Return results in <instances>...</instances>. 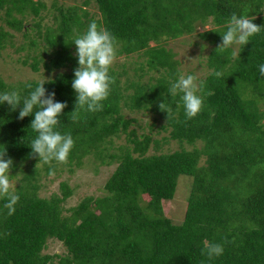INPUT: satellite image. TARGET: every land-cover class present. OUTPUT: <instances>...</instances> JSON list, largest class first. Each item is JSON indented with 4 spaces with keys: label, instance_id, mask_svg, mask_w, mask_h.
Listing matches in <instances>:
<instances>
[{
    "label": "trees",
    "instance_id": "trees-1",
    "mask_svg": "<svg viewBox=\"0 0 264 264\" xmlns=\"http://www.w3.org/2000/svg\"><path fill=\"white\" fill-rule=\"evenodd\" d=\"M95 3L99 18L85 7L88 1L84 6L60 7L56 26L47 27L45 35L39 32L47 45H43L42 60L35 55L31 66L36 71L41 64L48 71L61 70L45 87L55 91L57 101L67 102L59 126L75 140L67 163L81 166L86 157L94 155L117 166L103 195L86 196L69 209L70 215L65 214L64 204L73 195L68 182L61 183L60 194L40 195L37 164L42 161L31 154L28 145L36 135L30 127L33 115L19 119V108L12 111L6 102L0 105V144L5 145L6 158L13 159L10 170H17L23 162L32 164L13 189L20 200L12 215L5 207L6 198L0 197V264H264V77L258 71L264 63V27L240 46L236 56L233 48L219 47V32L226 30L234 12L254 15L253 22L264 25V0ZM45 7L41 0H0L9 26L28 38L36 53L40 41L29 36L26 20L41 17ZM92 20L115 34L118 56L137 54L139 60L134 62L138 64L134 75L126 64L122 69L112 65L115 83L103 110H80L73 120L71 81L78 64L71 41ZM208 24L215 26L199 33L215 44L208 57L211 72L202 78L204 106L188 119L179 95L167 93L181 72L180 61L167 43ZM10 37L0 27V50ZM24 63L29 64L28 60ZM24 83L15 86L0 76V91L23 88ZM166 98L169 116L160 107ZM126 109L159 113L166 120L165 128H170V137L193 147L148 154L155 140L151 134H138L133 128L137 120L127 116ZM124 135L126 143L109 152L114 139ZM56 167L45 164L49 173ZM183 174L193 177V186L184 219L175 223L165 213L164 201L175 197ZM50 239L61 241L66 254L45 252ZM206 242L221 243L223 254L209 258Z\"/></svg>",
    "mask_w": 264,
    "mask_h": 264
},
{
    "label": "clouds",
    "instance_id": "clouds-1",
    "mask_svg": "<svg viewBox=\"0 0 264 264\" xmlns=\"http://www.w3.org/2000/svg\"><path fill=\"white\" fill-rule=\"evenodd\" d=\"M254 15L233 13L227 21L226 30L219 32L222 35V43L219 47L232 48L234 45H246L255 34L261 31L264 25L253 22ZM76 46L78 66L74 69L71 87L75 93V108L71 112V119L76 120L79 111H102L104 101L111 94L115 77L111 74V66L117 56V38L107 27L101 26L96 20H92L85 32L77 34L71 41ZM259 75L264 77V63L258 65ZM219 77L220 72H215ZM45 77V75H44ZM54 82L53 77H45L33 84L26 82L23 88H12L0 91V105L5 102L10 110L19 108L18 118L33 115L30 127L36 135L28 142L31 154L38 157V161L49 164L52 161L67 163L75 140L71 132H62L59 129L61 117L67 107L66 101H57L55 91L49 92L45 83ZM204 81L197 75L179 72L177 77L170 82L167 93L170 97L179 95L186 118L195 117L203 108ZM28 90L24 94V90ZM208 95L211 94L209 91ZM167 98L161 102L160 107L170 113L165 106ZM0 148V197L6 198L5 207L8 215L15 212V205L20 200V195L13 190L10 180V169L13 167V159L6 158L4 144ZM54 174V169L50 171ZM206 255L209 258L219 257L224 252V247L218 242H206L204 244Z\"/></svg>",
    "mask_w": 264,
    "mask_h": 264
},
{
    "label": "rangeland",
    "instance_id": "rangeland-1",
    "mask_svg": "<svg viewBox=\"0 0 264 264\" xmlns=\"http://www.w3.org/2000/svg\"><path fill=\"white\" fill-rule=\"evenodd\" d=\"M46 7L42 10V16L34 18L33 16L27 17L26 22L30 30L29 36L40 41L37 53L34 49H30V40L26 38L21 32L16 31L8 24V16L6 8L0 11V27H3L11 34V41H9L4 49L0 50V76H2L8 83L19 86L28 80H40L45 77H54L59 71H48L44 68L43 64L40 65V70L36 71L32 68L31 64L35 61V55H40L38 60H42L43 51L47 45L42 35L46 34L47 27L56 26L55 15L59 14L60 7H68L71 5H85V2H90L85 6L96 18L100 17L99 11L96 7L95 0H41ZM16 15V14H14ZM20 16V15H18ZM40 22V26L36 23ZM215 25L208 24L200 27L193 34H186L182 37L171 39L167 43V47L175 52L176 58L180 61L179 69L181 72L188 74L192 73L199 78H203L211 72L208 66V57L215 47V44L203 39L199 36L206 30L214 28ZM31 28V29H30ZM152 44H154L152 42ZM234 56L239 52L240 45H234ZM24 60H28L29 64H25ZM139 59L137 54L126 56L117 55L112 65L122 69V65L126 64L130 69V74L134 75V67L138 64ZM132 66V67H131ZM157 77L161 76V72H153ZM45 75V77H44ZM149 75L144 78L148 80ZM127 116L136 118L133 128L136 129L138 134H151L154 142L151 144L148 154L155 153H168L173 152L182 147L191 149L193 146L186 142H180L170 137V128L166 129V120L160 117L159 113L146 110H125ZM114 147L109 152H114L121 144L126 143V136L115 138ZM201 146V143L198 144ZM57 165L54 174L47 172L45 164L38 162L37 166L40 169L38 177L39 184H41L40 195L50 197L53 193L61 192L60 185L66 181L69 183L73 190V195L65 202V214L70 215L72 207L76 206L86 196L89 195H103L104 186L107 179L110 177L117 164L111 165L103 163L94 155L88 156L84 159L81 166L68 163H59L52 161L49 165ZM32 167L30 161L20 163L17 170H10L14 172V176L10 177L13 189L22 183L24 173ZM193 177L183 174L179 177L178 188L176 195L173 199L164 201L165 213L171 217L175 223H180L184 219L187 200L192 189ZM148 198V197H147ZM50 254H66L67 249L63 243L57 239H50L48 248L45 250Z\"/></svg>",
    "mask_w": 264,
    "mask_h": 264
}]
</instances>
